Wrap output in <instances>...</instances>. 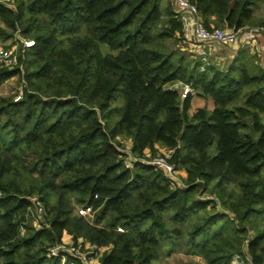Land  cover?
<instances>
[{"label": "trees", "instance_id": "trees-1", "mask_svg": "<svg viewBox=\"0 0 264 264\" xmlns=\"http://www.w3.org/2000/svg\"><path fill=\"white\" fill-rule=\"evenodd\" d=\"M261 1L190 0L207 28L234 30L264 27L254 15ZM0 23L1 40H33L20 68L0 63V85L22 83L18 101L0 97V264H61L47 248L78 238L107 247L101 264H160L166 241L184 247L182 264L234 255L264 264V68L255 56L241 49L227 68L200 71L198 57L167 44L181 39L169 0H0ZM179 82L213 108L189 113L193 94L182 98ZM126 144L137 157L173 149L184 185L139 161L124 168ZM32 196L47 228L26 217ZM83 204L92 220L76 213Z\"/></svg>", "mask_w": 264, "mask_h": 264}, {"label": "built area", "instance_id": "built-area-1", "mask_svg": "<svg viewBox=\"0 0 264 264\" xmlns=\"http://www.w3.org/2000/svg\"><path fill=\"white\" fill-rule=\"evenodd\" d=\"M8 1V0H5ZM175 5V13L180 22L181 32L180 40L190 47V51L194 56L198 57L201 62L199 70L204 71L205 65L209 62L207 46L212 44H220L233 46L242 40V44L246 45L255 40L258 33L264 34L262 26H245L238 30L227 28L224 26H211L207 28L199 15L195 4L190 0H173ZM13 8V4H9ZM33 46V40L21 37L18 32L14 33L11 43L7 46L0 47V63L9 69L21 67L20 58L23 52ZM185 49V47H184ZM264 68V59L262 61ZM181 87V97L184 98L188 94H193V90L189 83H178ZM22 95V86L19 93L14 97V101H18ZM122 153V164L124 168H131L133 163L139 161L143 164L152 165L155 169H159L170 180L172 186L181 187L184 185L180 176L182 169H178L169 161L173 149L160 147L157 153L148 157V149L144 151L143 157H137L130 151L129 145L118 148ZM96 198L97 195H94ZM204 200H212L216 210H222L220 201L209 193H203L199 196ZM32 205L28 207L26 217L31 222L34 229L47 228L46 220L47 211L43 202L37 196L29 197ZM95 209L90 204H83L77 207L76 213L90 220L93 218ZM117 231H123L121 227L116 228ZM23 232V229H21ZM107 247L98 246L95 243L85 241L78 238L76 242L60 241L50 245L47 248V255L57 257L61 264H101V257ZM235 263H238L239 256L234 255ZM234 264V263H233ZM250 264V263H249Z\"/></svg>", "mask_w": 264, "mask_h": 264}, {"label": "rangeland", "instance_id": "rangeland-1", "mask_svg": "<svg viewBox=\"0 0 264 264\" xmlns=\"http://www.w3.org/2000/svg\"><path fill=\"white\" fill-rule=\"evenodd\" d=\"M254 15H255V20H258V19H261L264 17V0H262L260 2V4L255 8ZM252 26H257V25H252ZM11 41H12V38L10 39L9 43H11ZM167 44L171 47H175L176 45L183 46V47H185L184 51L186 53H190L189 45H187L186 43H183L180 39H175V38L174 39H168ZM0 47H3V44H0ZM101 48H102V51H104V52L110 51L109 48L105 45H102ZM207 61L209 63L215 64L216 66H218V68H221V69H225V67H227L228 64L230 63L229 59L225 60L223 62V66H224L223 67L222 63L216 62L211 57H208ZM21 84H22L21 79L18 76H14V77L10 78L9 80L5 81L4 83H2L0 85V97L12 96L13 100H14V97L19 93V89L21 87ZM192 105H193L194 109H192V107H191V109H190L191 112H193L194 110H196L200 106H202V107L210 106L211 107L212 106V99L209 97L203 98V99L201 97H195L192 99ZM90 220H92V218ZM250 235H252V231H250ZM188 260H190V257L185 254V249H184V247L181 246V244H174V245L170 244L169 245L168 242L166 241L164 244V247L162 248L161 255H160V258L158 259V262L160 264H182ZM196 260H198V259L196 258ZM233 263L234 264H247L246 262L242 261L241 259H238V263H235V260L233 259L231 264H233ZM200 264H205V263L200 262Z\"/></svg>", "mask_w": 264, "mask_h": 264}, {"label": "crops", "instance_id": "crops-1", "mask_svg": "<svg viewBox=\"0 0 264 264\" xmlns=\"http://www.w3.org/2000/svg\"><path fill=\"white\" fill-rule=\"evenodd\" d=\"M169 1L172 3L173 9L175 10V5H174L173 0H169ZM11 38L4 40V41L0 40V44H3V46H7L9 44ZM241 49H246V51H248L251 55L255 56L256 61L262 67V61L264 59V34L263 33H258L255 40L251 41L250 43H247L246 45H243L242 40H240L239 43H237L236 45H233V46H226V45H220V44H212V45L207 46L209 57H211L212 59H214L218 63H222V66H223V62L227 59H229L231 62L232 59L235 57L236 53L238 51H240ZM189 51H190V49H189ZM190 53L193 54V52H191V51H190ZM210 64H212V63H210ZM213 65H215V64H213ZM225 68H227V67H225ZM195 97H200V96L193 94L192 99ZM201 98L203 99V97H201ZM191 107H192V109H194L193 105H192V100H191ZM191 107H190V109H191ZM199 108L212 109L213 103H212L211 107L210 106H208V107L200 106ZM190 109H189V113L192 114L195 110L193 112H191ZM180 176H181V178H185L186 173L181 172Z\"/></svg>", "mask_w": 264, "mask_h": 264}]
</instances>
